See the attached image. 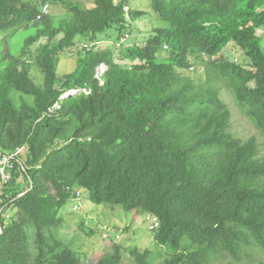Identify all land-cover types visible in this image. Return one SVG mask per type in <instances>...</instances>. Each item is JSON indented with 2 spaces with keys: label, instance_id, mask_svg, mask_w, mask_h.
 Segmentation results:
<instances>
[{
  "label": "trees",
  "instance_id": "1",
  "mask_svg": "<svg viewBox=\"0 0 264 264\" xmlns=\"http://www.w3.org/2000/svg\"><path fill=\"white\" fill-rule=\"evenodd\" d=\"M59 1L67 13L56 19L48 0H0L1 30L34 27L20 54L0 53V152L27 148L25 161L18 154L5 167V182L0 163V264H80L55 231L82 188L94 203L156 215L154 240L168 251L158 264L241 260L251 243L264 253V157L256 137L229 132L221 96L228 89L264 135V0H152L149 11L130 0ZM126 7L132 20L154 14L160 25L119 57L112 47L78 49L76 69L60 76V56L75 45L107 40L109 30L122 38ZM230 45L246 61L225 57ZM197 60L205 80L183 71ZM69 89L91 92L49 113ZM121 252L115 244L98 264H120ZM132 254L152 264L150 250Z\"/></svg>",
  "mask_w": 264,
  "mask_h": 264
},
{
  "label": "rangeland",
  "instance_id": "2",
  "mask_svg": "<svg viewBox=\"0 0 264 264\" xmlns=\"http://www.w3.org/2000/svg\"><path fill=\"white\" fill-rule=\"evenodd\" d=\"M71 1L80 3L81 5L84 4V0ZM48 2L51 5L50 11L54 17L56 16V19L67 13V8L61 1L48 0ZM151 2L152 0H130L129 7L135 10L149 11ZM129 7H126V10ZM126 21L128 22L129 30L124 31L126 33L120 40L116 41L119 35L118 31L109 30L110 38L105 40L101 36L100 41L95 43H98L97 48L103 50L106 47H112L118 56L122 48L144 42V40L154 33V28L160 25L154 14L144 15L137 20H132L129 13H126ZM257 32L264 37L263 29H259ZM32 33H34L33 26H29V28H17L12 31L0 29V53L10 51L11 49L15 54H20L25 39ZM38 45L39 43H35L32 49L35 50ZM80 48H83V43L75 45L66 54L60 56L58 63V73L60 76L76 69L77 50ZM223 55L230 60L238 62L246 61L241 50L234 45L227 47ZM183 71L187 75H192L202 80L206 79V68L202 60L195 61L193 66ZM30 72L38 83L43 82V73L37 66H33ZM221 96L232 113L229 132L242 140H247L252 136L256 137L259 143L260 156L264 157V135L259 132L252 121L239 109L232 93L228 89L223 88ZM26 150L22 148L19 154L20 158L24 161L27 156ZM80 191L79 198L77 196L73 197L60 210L59 217L61 218V223L55 231L60 239L79 252L82 256L80 264H98L99 259L107 252L112 251L115 244L122 245V261L120 264H139L136 257L132 254L134 249H138L141 252L150 250L149 260H153L152 264H158L168 256L167 248L160 247L154 240V230L150 228L151 222L149 219V217H154V214L126 211L119 205L112 207L108 204H97L90 200L89 192L86 189L82 188ZM77 204L79 207H77ZM7 217L10 218V214H7ZM82 223L93 230V233H85L81 229ZM244 248L245 251L241 252L243 256L241 260L232 256H225L218 257L213 262L217 264H257L260 261H264V253L255 248L254 244L251 243V245H246Z\"/></svg>",
  "mask_w": 264,
  "mask_h": 264
},
{
  "label": "built area",
  "instance_id": "3",
  "mask_svg": "<svg viewBox=\"0 0 264 264\" xmlns=\"http://www.w3.org/2000/svg\"><path fill=\"white\" fill-rule=\"evenodd\" d=\"M50 8V5L49 4H44L43 7H42V13L46 14L48 12ZM42 13L40 14L42 16ZM127 13H128V9H127ZM38 16V18H40L41 16ZM96 42H92V43H83V47L85 48H91V47H97V44H95ZM122 44V43H121ZM107 69V66L106 64L104 63H101L98 68H97V74L96 76L102 81V75L104 74V72L106 71ZM81 91H84L86 93H90L91 90L90 89H69L67 90L66 92H64L61 96H60V100H58L57 102L54 103V105L49 109V113H52V112H55V111H58L62 108V102L64 99H66L67 97H69L70 95H74V94H79ZM24 149H27L26 147H22ZM22 148H19L17 150V152L15 154H9V155H3L1 152H0V163L2 164V167H1V172H2V180L3 182L7 181V178H8V174L5 172V167L10 165V161L15 157V155H18L20 154V152L22 151ZM27 151V150H26ZM0 190H1V187H0ZM80 193L81 191H78V195H77V198L80 197ZM77 207H79V205L77 204ZM150 219V228L151 230H155L157 227H159V221L156 217V215L154 217H149ZM0 232H2V226H1V223H0Z\"/></svg>",
  "mask_w": 264,
  "mask_h": 264
},
{
  "label": "clouds",
  "instance_id": "4",
  "mask_svg": "<svg viewBox=\"0 0 264 264\" xmlns=\"http://www.w3.org/2000/svg\"><path fill=\"white\" fill-rule=\"evenodd\" d=\"M128 10H129V8H128ZM127 11V10H126ZM95 42H99V41H95ZM83 43H85V42H83ZM86 43H88V42H86ZM92 43V42H91ZM83 48H85V47H83ZM91 48H93V47H91ZM97 48V47H96ZM88 49H90V48H88ZM97 74V73H96ZM97 77V76H96ZM66 92V91H65ZM80 191V190H79Z\"/></svg>",
  "mask_w": 264,
  "mask_h": 264
},
{
  "label": "bare ground",
  "instance_id": "5",
  "mask_svg": "<svg viewBox=\"0 0 264 264\" xmlns=\"http://www.w3.org/2000/svg\"><path fill=\"white\" fill-rule=\"evenodd\" d=\"M88 49V48H87ZM2 176V175H1Z\"/></svg>",
  "mask_w": 264,
  "mask_h": 264
}]
</instances>
